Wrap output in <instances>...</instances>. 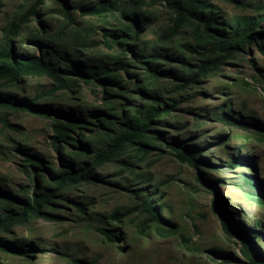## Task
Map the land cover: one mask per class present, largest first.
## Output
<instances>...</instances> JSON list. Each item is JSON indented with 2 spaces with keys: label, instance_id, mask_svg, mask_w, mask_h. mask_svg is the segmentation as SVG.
<instances>
[{
  "label": "rangeland",
  "instance_id": "rangeland-1",
  "mask_svg": "<svg viewBox=\"0 0 264 264\" xmlns=\"http://www.w3.org/2000/svg\"><path fill=\"white\" fill-rule=\"evenodd\" d=\"M106 1L112 0H42L21 18L34 0H0V51L12 47L18 56L69 69L62 83L46 73L0 77V219L19 212L35 188L57 189L42 208L50 216L0 228L2 242L30 246L20 252L0 244V264H249L237 227L256 230L250 237L264 252V194L244 181L252 176L264 185V0H206L198 10L211 12L213 24L196 16L177 20L165 0H113L110 10L92 12ZM241 19L261 20L253 37L244 45L224 42ZM123 39L124 51L116 43ZM132 45L145 52L134 53ZM148 66L163 73L152 75ZM75 67L102 74L83 77ZM196 73L195 82L180 86L178 76ZM155 100L174 107L150 122L148 146L122 140L87 179L58 188L54 174L69 169L66 163L90 162L94 147L115 144L128 116ZM56 122L74 128V141L58 142L60 151L53 146ZM174 142L199 147V161H181L175 153L185 149ZM36 158L45 166L32 164ZM147 202L169 232L157 231ZM224 214L236 231L225 230Z\"/></svg>",
  "mask_w": 264,
  "mask_h": 264
},
{
  "label": "trees",
  "instance_id": "trees-1",
  "mask_svg": "<svg viewBox=\"0 0 264 264\" xmlns=\"http://www.w3.org/2000/svg\"><path fill=\"white\" fill-rule=\"evenodd\" d=\"M42 0H34V3L32 6L26 11V14L23 15L21 18H25L28 14H33L35 13V5L41 3ZM167 4L173 8V10L177 14V20H183L184 18L188 16H196L197 18L201 19L205 24H213L214 18L212 17L211 12L207 15L204 14L202 10H198V8L202 9L206 7V0H165ZM115 2L112 1H106L105 4L102 6L95 7L92 12L94 13H101L102 11H107L110 10V8L113 7ZM134 22H137V16L136 14L131 13L130 17ZM22 20V19H21ZM261 20H248V19H241L238 20L237 26L233 32V35L231 36L230 39L224 40V42H239L241 45L246 44V42L253 37V34L251 35L250 32L255 29L258 26V23ZM13 28H17L16 24L13 25ZM221 30L225 29H214L215 32L217 33H222ZM129 39H133V35ZM127 39L123 40H116V43L121 45L122 50L124 51L125 48L128 47L126 44ZM131 49L133 50L134 53L138 55H142L145 50L143 49L138 50L136 49L135 45L131 46ZM260 52H262L264 56V45H260L259 47ZM158 54H155L156 56ZM139 60L141 61L142 57L139 56ZM216 61L219 62V59H213L211 61H205L204 64L210 63ZM142 62V61H141ZM69 68H72L73 66L71 65H66ZM205 67V66H204ZM203 67V68H204ZM76 69H80V75L83 77H89L92 74H102V69L98 68H90V67H75ZM74 68V69H75ZM152 75L155 74H162L163 72L159 71L157 66H148L147 69ZM68 68H62V67H56L53 63L50 62H45L41 57H22L18 56L15 52V50L12 47H9L7 49H3L0 51V77L8 76L14 80L18 79L23 74H31V73H46L52 78H54L57 82L62 83V74L61 73H66L68 72ZM76 71V70H75ZM79 72V71H78ZM168 74L172 75L175 77V75L171 72ZM177 78L181 79L184 81V83H180V86H183L184 84L187 83H193L197 79V73L193 74L189 78L183 77V74L181 76H178ZM109 80L114 81L117 85H121V81L118 80L116 77H109ZM139 91H144V89H138ZM150 95L155 98L159 99V96L155 94L154 92L150 93ZM0 100L2 98L0 97ZM5 101L12 102L13 104L14 101L11 99H4ZM24 106H27L33 110H37L39 112H45L47 114L54 113L55 111L50 110L47 106H33L31 102H26L24 103ZM174 104L169 103L167 101H162L161 103L158 100H155L153 104L145 106L144 110L142 109H135V112L130 114L128 116V119L125 121V125L127 126V129L125 130L124 133H121L115 144H111L106 146L105 148L97 149V147H94L95 153L93 155V159L90 162H82L81 165L76 166L75 164L66 163L69 164V169L67 170H62L60 171L59 174H54V177H56V183L58 188L61 186H64L66 184L74 183L80 180H85L87 179L92 171L95 165H99L102 162L109 160L113 158L115 152L118 150V147L121 145L122 140L126 141H134L135 139H138V144L141 146H148L149 145V136H146L144 133L146 130H148V127L150 125V122L155 118L159 117L163 113L170 112L173 110ZM56 113V112H55ZM72 114H66L63 116L69 118V116ZM220 120H227V121H232L230 117H221ZM98 121L103 125V123H106V121L102 118H99ZM69 130H74V128L69 127L67 124L64 122H56L54 125V132H55V141L53 142V146L56 150L60 151L61 146L58 144V142H65V141H74L73 137L68 133ZM177 146L182 147L185 149V151H178L176 156L181 160L188 162L190 164H195L199 160L197 159L196 155L194 152L198 153L199 147L194 148V150H191L188 147V144L185 142H174ZM83 147L87 150L93 149V146L91 142H86ZM79 155H83L82 153H78ZM35 163L33 162L32 164H37L39 163L40 166H45L44 161L42 159L36 158ZM65 163V161H63ZM201 162L208 163L207 160H203ZM26 172L31 175V177H38L39 174L37 173H32L27 171ZM251 177V178H249ZM247 176V178L244 179L245 184L249 186H253L254 190L257 194H264V185L261 183H254L253 182V177L252 176ZM42 189V190H41ZM56 188H49V187H43L41 188H35L32 196L28 197L26 199H22L21 201V207L20 211H15L14 209L8 210L5 215H3V218L0 219V228L4 227L6 228L9 226L11 223L14 221H20L24 219L27 216H38V215H43V216H50L48 215L47 212L43 211L42 208L45 205H48L51 200L54 197ZM255 201H261L260 198L252 197ZM262 198V197H261ZM11 206H13V203H9ZM146 208L148 209L150 213V219L152 221H155L157 223V231L162 233L163 232H169L167 227L163 225V218L160 217L157 214L156 209H154V206H152L149 202L146 204ZM225 216V221H224V227L225 230L228 232L229 229L236 231L238 228L239 231H241V237H242V242H243V247H242V252L248 259L249 264H264V252L255 244L253 239L254 235L257 234V231L254 229H242L240 227H234L230 215ZM230 217V218H229ZM259 224V222L257 223ZM100 232L109 240H112L115 238V235L112 233L113 231L111 230H105L103 228H100ZM251 236V237H250ZM0 244H2L5 248H9L11 250L15 251H25V249H28L30 246L25 244L24 242L20 241H14V242H2L0 239Z\"/></svg>",
  "mask_w": 264,
  "mask_h": 264
}]
</instances>
